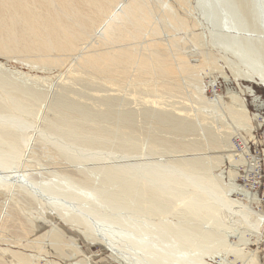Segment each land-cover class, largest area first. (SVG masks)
Here are the masks:
<instances>
[{
	"label": "bare ground",
	"instance_id": "6f19581e",
	"mask_svg": "<svg viewBox=\"0 0 264 264\" xmlns=\"http://www.w3.org/2000/svg\"><path fill=\"white\" fill-rule=\"evenodd\" d=\"M97 23L102 28L95 31ZM91 31L104 46L80 52L79 40ZM59 50L75 51L76 64L105 76L134 64L137 72H158L166 92L189 86L199 108L189 113L166 99V106L154 100L133 108L124 96L95 95L97 82L61 80L66 73L49 80L0 62V190L9 194L0 196V219L10 214V220L17 203L38 211L39 223L14 212L19 224L35 229L26 243L40 252L50 245L67 258L85 251L46 210L123 264H229L230 254L233 263L255 262L245 234L264 222L251 204L257 194L235 184V166L227 181L213 165L222 149L233 153L229 129L251 133L258 114L235 90L207 99L198 69H222L218 51L229 69L225 79H243L249 84L241 93L258 99L253 84L264 87V0H0V52L26 53L45 67L61 59ZM222 103L233 124L201 109ZM238 152L231 165L244 160L246 171L253 170L248 147ZM235 190L248 202L227 195ZM13 254L19 264H38Z\"/></svg>",
	"mask_w": 264,
	"mask_h": 264
},
{
	"label": "rangeland",
	"instance_id": "374dc122",
	"mask_svg": "<svg viewBox=\"0 0 264 264\" xmlns=\"http://www.w3.org/2000/svg\"><path fill=\"white\" fill-rule=\"evenodd\" d=\"M158 13L160 14L162 12L159 11ZM158 13H156V16L159 15ZM99 24L101 25V23H99ZM97 25H98V23L96 24V27H97ZM100 25L97 27L98 29H96V27H95V31H98L102 28V25L101 26ZM90 33H91L90 35L88 34L89 36L86 35L84 38H81L79 40L80 44L77 45V48L80 52L83 50L84 47H86V49L90 48V46H92L90 44H93L96 42L97 43L95 44V46H92V48L95 47L97 49V48H101L102 46H104V44H102L101 41L98 43V41H97L98 36L97 35H96L97 37H94L95 32L93 33V31H91ZM149 36H151V35H149ZM138 38L139 37H135V39L129 38L128 40L127 39H125V40H127L128 42H131V41L133 42V41L140 39V38L139 39ZM92 39H93V41H92ZM125 40H124V42H126ZM183 42H184V40H183ZM182 44H183V46L184 45L185 46L190 45V44H186L185 42ZM105 46H106V44H105ZM64 51H65V54L62 53ZM64 51L59 50V51L55 52L56 54L61 55V59L56 61V63H58L57 66L55 65L56 64L55 62H54L55 64L52 63L50 66H45V67L42 64L38 65L32 61L34 63L33 64L31 62V59L25 57L26 53H25V56L23 53L20 56V54H18V53H9L8 54V53L0 52V62L7 64L9 67L28 72L30 74H36V75L38 74L39 76H45V78H48L49 80L50 79H57L58 76H62L61 73H63V74L66 73L68 76L67 75L62 76L63 79L61 78V80H65L68 82L69 78H72V79L76 78L77 79L78 77H81V78L88 79L92 82L94 81V83L97 82L96 84H98L101 89L92 91L95 95L113 94L116 96H124L125 99L127 101H129L130 106L133 108L140 107L143 104L153 105L154 100H157L163 106H166V105L170 104V102H172L171 104H175V106H178V107H188L189 113L193 110H194L193 112H195V109L197 107L199 108L198 103L195 102L196 97L192 93H189V91L191 89L189 86L187 88V85L186 84L184 85V83H183V85H181L182 89L180 91L178 90L179 92L177 91L178 93H175L176 95H174L175 91H170V92L167 91V92H169V93H167L165 87L162 86V85H164L165 81L163 79H161L158 72H156L154 74L152 73V75L150 73L148 74L147 72L144 73L145 71L144 72L143 71L137 72L138 70L135 68L137 66V64H134V66L136 65L134 67L135 72H134L133 66L131 65L132 69L130 67V69L123 71V73H121L122 71H119L121 74L118 73L115 76L112 75L113 77L112 76H105L104 75L105 71H102V70L99 71V70L94 69V68L93 69L91 68V70H93V71H91L89 68H83V67H80L78 64H76L77 61L75 58L77 55L75 54L76 53L75 51H70V53L75 52L74 54H71V55H70L69 51H66V50H64ZM181 53H183V55L188 54V52L185 50H181ZM216 55H217V59H218L220 65L222 66V69L220 67L217 69H210V68L202 69V70L198 69V71L200 73L199 76H201L200 84L203 85L205 88L204 93H205L207 99H213L216 94L221 95V97L224 99L225 95H227V93L229 91L235 90L238 92V94H242V96L245 98V101H246L248 108L250 110V114L254 116L257 113L258 117H257V119L255 118L252 120V124H253L254 128L252 129L251 133H249L246 129H244L245 127H243V126H241V127L240 126H238V127L233 126L232 128L229 129L230 130L229 134H231V136L229 135L230 145H231V148L234 147L233 153H232L233 155L230 154V156L228 157L227 150L222 149L221 152H223V154H224V155L223 154L221 155L222 159L220 158L222 162L220 160L216 161V163L213 165V173L214 174H219V173L224 174V176H225L224 179H227V181H228L229 177H227V175H226V174H228L227 173L228 169L232 166L233 167L235 166V171H236V176L234 178L235 184L236 185H244V187L246 189L257 194L258 199L255 201H252L251 204H252V206H254L255 209L264 212V87L256 86L255 84H253V86H255L257 95H259V97H258L259 100L247 92L241 93L240 88L244 85L249 84V83H247L243 79L235 80L231 76H229L228 79H225L224 73L229 74V69L226 65L223 64V60L220 58L218 51L216 52ZM188 57H190V56H188ZM71 58H72V60H71ZM68 63H70V64H68ZM68 67H70V68H68ZM68 69L69 70L71 69V71H67ZM65 70H66V72H64ZM80 73H82V74L84 73L85 76L79 75ZM87 74H90L92 76L87 75ZM138 74H140V75H138ZM97 76H98V79H97ZM116 76H118V77H116ZM180 76H181V74H180ZM182 76H183V73H182ZM92 77L94 79H92ZM114 80H116V81H114ZM157 80L159 82H157ZM137 82H139V83H137ZM46 83L47 82L44 81L43 85ZM134 83H136V84H134ZM46 86H48V85H46ZM161 87H162V89H161ZM147 88H148V90H147ZM146 90H147V92H145ZM189 94H191L192 96H190ZM170 95L172 97H170ZM165 99L167 101L168 100L169 101L171 100V101L169 103L167 102V104H166ZM173 101H176L177 103H174ZM262 102H263V105H260V103H262ZM139 103H141V104H139ZM156 104H157V102H156ZM213 104H215V103H213ZM213 104H212V107H213ZM223 104H225V105H223ZM226 107H227L226 103H222V104H220V106L218 105L217 107H213V108L208 109V110L205 107H203L201 109L203 111H205V113H211L214 116H215V114L216 115L221 114V115H219V116H221V119H224L229 124H233L231 118L228 115V110ZM220 110H223L225 112L223 113ZM259 121H261L262 123L259 124ZM232 134H234V135L236 134L237 136L236 135L234 136ZM251 134H253V136H254L253 138H252ZM199 138L203 140V138L201 136ZM245 145L249 149V153H246L245 159L253 162L252 159H254V157H255V160H254L255 166H254L253 170H251L249 172L246 171V169L248 167V165H247L248 161L240 160L241 162L238 161L235 163V165H231L232 161L238 160V158H239V152L238 151H240L243 146L245 147ZM234 151H235V153H234ZM44 161H46V158L44 159ZM47 161H48V159H47ZM217 163H219V164H217ZM35 170L37 171V169H35ZM5 191H7L5 188L3 190H0V196L2 198H6L9 196V194H7V192H5ZM227 195H229L230 197H233V198L240 199V200L245 201V202H248V200H249V197L245 192H241V191H237V190L227 192ZM180 203L181 202H179V204ZM15 207H17L18 209ZM15 207L11 208L13 210V217L12 218L16 217L14 212L17 211L19 216L26 215V217H29L34 223L40 222L39 217L41 216V214L38 211H36L35 213H32L30 209H28L26 207H22L21 203H17ZM42 208H46V207H42ZM12 210H11V212H12ZM19 210H21L20 211L21 213L19 212ZM49 214L51 215V217L54 220L57 221V223H59L63 227V229L68 234H72V235L77 237L78 242L81 244L82 249L85 251V253L78 255L76 258H67V257H63V256L59 255L57 252H55V250H53L50 247V245H46V244H44L46 246L45 251L43 250V252L41 251L42 252L41 253L39 248H34L32 246H29V243H26V241L29 242L28 240L29 239L31 240L34 237L33 232L31 230V229H34V227H31L30 225L26 226V224H28V223L22 219L21 220L24 223L20 220V223L22 225L19 224L17 217L15 218L16 222H14V220L10 217L13 220V223H12L11 222L12 220L11 219L9 220L10 214L9 215L5 214L3 216V218L5 216L6 217L8 216V217L7 218L5 217V219L1 218L2 221L0 219V222H1L0 223V257H1V261L3 260L4 264H17V263L19 264V260L14 259L15 256L13 254V250L20 252L22 254H25L29 258L31 256H32V258H34L37 255H38L37 257L39 258V255H41V257L39 259H37V257H35L36 259L35 258L29 259L31 262L33 260L35 261L32 263H36V260H38V264L39 263L44 264V262L47 260L46 258L53 260V262L57 261L56 262L57 264H77L79 261H82V264H123L118 259L113 258L111 250L104 248L100 244L90 242L81 233H79V232H77L71 228L66 227L55 215H52L48 210H46V212H44V215H49ZM14 223H17L19 225H16ZM42 229H40V230H42ZM36 230H39V228H37ZM245 236L248 239V241H246V243H245L248 250L252 249V250H255L257 253V259H255V262H251L249 264H264V222L258 231H256V232L248 231V232H246ZM42 245L43 244H41V246ZM38 252H40V253H38ZM80 258H83V259H80ZM230 258L231 259H230L229 264H240V262H234L233 263L234 256L232 254H230ZM13 262H16V263H13Z\"/></svg>",
	"mask_w": 264,
	"mask_h": 264
}]
</instances>
